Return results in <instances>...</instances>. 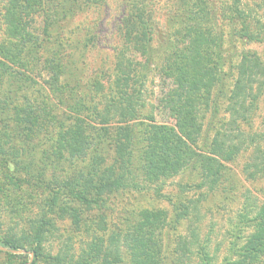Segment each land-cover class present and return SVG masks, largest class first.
Returning a JSON list of instances; mask_svg holds the SVG:
<instances>
[{
  "label": "trees",
  "instance_id": "16d2710c",
  "mask_svg": "<svg viewBox=\"0 0 264 264\" xmlns=\"http://www.w3.org/2000/svg\"><path fill=\"white\" fill-rule=\"evenodd\" d=\"M0 1L6 21V39L0 42L1 164L22 169V179L47 191L39 204L42 213L30 218L28 230L5 232L0 235V245L31 252L30 264H125L126 258L128 264H264V196L253 200L244 194L227 252L219 257V247L210 252V237L200 235L198 200L180 193L164 195L159 189L165 180L190 169L201 177L199 186L213 190L224 177L220 160L230 161L243 151L251 156L243 166L246 178H264V131L253 127L264 93V63L253 53H244L229 66L236 73L228 90L229 130H215L207 148L201 145L206 138L205 113L216 109L215 96L223 92L227 77L228 60L221 54L223 22L236 23L243 38L264 42V21L255 18L243 0H125L117 26L119 43L113 53L110 93L103 104L92 108L96 122L82 115L62 119L56 106L41 101L34 104L40 95H26L28 80L33 79L26 72L44 64L51 97L58 96L67 107L66 88H72L63 78L64 67L76 60L65 61L62 36L53 38L51 31L82 2L99 5L106 0ZM159 4L168 6L163 15L171 26L179 25V29L167 31L168 41L162 46L169 47L178 65L175 85L159 98V105L173 118L172 124L145 116L140 88L135 87L153 64L158 19L153 7ZM89 29L82 45L93 37ZM170 35L183 44L170 43ZM18 95L26 104H19ZM76 97L70 104L77 103ZM47 129H51L48 136L54 132L47 158L73 168L65 174H51L45 181L43 168L34 170L39 165L38 145L29 142ZM8 175L17 185L13 171ZM147 183L156 184V195L169 201L171 216L163 208H141L133 223L110 228L104 218L108 200L139 191ZM185 186L180 184L181 192ZM56 219H68L75 229L81 227L83 236L89 237L85 246L73 248L69 244L72 237L67 236L62 248L55 252L46 249L45 241L58 230ZM182 220H188L187 232L175 240L169 250L174 258L167 263L162 230L175 231ZM23 256L0 250V264H26Z\"/></svg>",
  "mask_w": 264,
  "mask_h": 264
},
{
  "label": "rangeland",
  "instance_id": "374dc122",
  "mask_svg": "<svg viewBox=\"0 0 264 264\" xmlns=\"http://www.w3.org/2000/svg\"><path fill=\"white\" fill-rule=\"evenodd\" d=\"M243 2L249 7L251 14L256 16L255 18H261L260 20L264 21V0H243ZM77 6L78 10H75L73 15L66 16L65 19L59 22L58 29L53 28L51 31L53 38L57 39L62 36V44L68 51L65 52V61L76 60L72 63L68 61L69 64L64 67L66 74L63 78L72 88H66L69 94H67L65 102L69 105L67 104L68 106L65 107L61 101L57 100L58 96L51 97L44 64H40L37 70H35V67L27 70V75L33 79L28 80L30 89L26 91V95H40L34 104L41 101L45 106H49V104L56 106L58 108L56 112L60 115L63 113L62 119L68 118V116L72 118L76 115H82L85 118H90L91 122H96L97 117L92 112V108L95 104L98 106L103 104L110 93L108 92V83L112 74L113 53L119 43L117 26L125 11V0H106L99 5H90L87 2L83 4L82 2L81 5ZM167 8L168 6L162 4L153 7L154 10L158 11L157 26L152 41L154 60L153 64L146 68V73L140 85L136 84L137 86H134L140 88V95L144 100L145 116H151L157 122L172 124L173 118L167 110L159 105V98L162 94L169 92L175 85L178 68L176 58L169 53V47H162L163 43L166 45L168 41L165 39L166 35L168 36L167 31L172 30V28L179 29V25L171 26V23L163 15L164 10L166 11ZM2 11L3 7L0 1V42L6 39V21L4 18L2 19ZM256 23L257 29H261L260 22ZM223 24L224 47L221 54L224 59L228 60L225 68L227 77L223 92L215 96L216 109L212 112L213 114L210 111L206 112L203 119V131H206L204 135L206 138L201 145L204 149L207 148L215 130L219 132L229 130L228 113L226 111L228 90L231 88L236 76L234 68H229V66L236 64L244 53H253L264 63V42L241 37L238 34V25L233 21L227 20ZM89 26L92 27L90 29L93 32V37L87 41L85 40L82 45V40L87 34ZM57 35L59 36L57 37ZM170 37V43L179 42L183 44V41H177L174 35H170ZM135 58L137 60L141 59L139 56H135ZM77 78H80V81L76 82ZM3 88L5 89L6 86ZM19 93L24 95L22 91H19ZM21 95H18L19 104H26ZM75 97L77 103L70 104ZM253 127L254 131L261 133L264 131V93L259 99V107L254 116ZM50 134L51 129H47L40 132L29 142V144L38 145L36 156L39 165L34 170L38 171L43 168L45 173V179L43 180L45 181L50 180L51 174H65L73 168V166L69 168L66 162L57 161L52 157L47 158L49 144L54 138L52 137L54 132L52 136H48ZM109 156H111V153H109ZM250 159V152L243 151L230 161L220 160L224 165L221 167L224 177L217 188L213 190H209L206 185L199 186L201 177L197 170L190 169H186L160 184L161 194L175 196L180 193L184 198L198 200L200 235L202 238L204 236L210 237V252H214L217 246L219 247L217 251L219 257L227 252V246L231 238V227L244 200V194L247 193L253 200L255 197L262 198L264 196V178L247 179L243 171L244 164ZM1 162L0 159V235L5 232L20 234L21 230H26L29 227L30 218L42 213L40 205L47 191L43 187H36L22 179V176H24L22 169L14 167L13 170L11 163L7 168ZM53 166L56 168L52 169ZM12 171L13 176L17 178V185L12 184L9 178L8 172ZM180 184L186 185L182 192ZM155 185L147 183L139 191H132L129 194L120 193L111 197L108 200V209L105 211V215L103 213L108 226L110 228H122L133 223L138 210L141 208H163L170 217L172 206L166 197L156 195ZM56 224L58 230L54 237H50L45 241L46 249L55 252L63 246L67 236L72 237L69 244L73 248L78 246L81 249L85 246L89 237L83 236L80 232L82 231L81 227L73 228V226H70L68 219H56ZM187 225L188 220H182L175 231L162 230L161 238L165 245L164 254L167 263L172 257L174 258L169 250H172L177 237L187 232ZM0 250L23 254V257L26 256L27 258L25 260L26 264H30L33 259L32 253L25 249H9L0 245ZM23 257H20L19 261ZM125 264H128L127 258Z\"/></svg>",
  "mask_w": 264,
  "mask_h": 264
},
{
  "label": "water",
  "instance_id": "95a60500",
  "mask_svg": "<svg viewBox=\"0 0 264 264\" xmlns=\"http://www.w3.org/2000/svg\"><path fill=\"white\" fill-rule=\"evenodd\" d=\"M11 251H14V250H11Z\"/></svg>",
  "mask_w": 264,
  "mask_h": 264
}]
</instances>
